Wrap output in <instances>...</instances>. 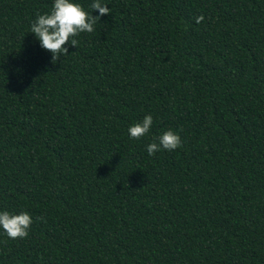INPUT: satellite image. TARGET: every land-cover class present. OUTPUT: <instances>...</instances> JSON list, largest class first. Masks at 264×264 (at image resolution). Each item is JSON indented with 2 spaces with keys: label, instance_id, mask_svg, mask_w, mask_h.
Wrapping results in <instances>:
<instances>
[{
  "label": "trees",
  "instance_id": "16d2710c",
  "mask_svg": "<svg viewBox=\"0 0 264 264\" xmlns=\"http://www.w3.org/2000/svg\"><path fill=\"white\" fill-rule=\"evenodd\" d=\"M53 2L0 0V264H264V0H102L55 64Z\"/></svg>",
  "mask_w": 264,
  "mask_h": 264
},
{
  "label": "clouds",
  "instance_id": "9594fccd",
  "mask_svg": "<svg viewBox=\"0 0 264 264\" xmlns=\"http://www.w3.org/2000/svg\"><path fill=\"white\" fill-rule=\"evenodd\" d=\"M91 8L98 10L99 15L93 16L74 0H54L50 13L37 14L36 19L31 23L30 33L35 35L42 49L51 53L53 64L60 61L62 56L68 55L66 45L77 47L78 40L75 37L81 33L94 32L100 17L110 14V9L102 0H94ZM203 19L202 15L197 17V23ZM152 125L153 117L146 115L141 122L129 127V138L140 140L148 135ZM180 147H182L181 136L173 130H167L158 138H153V142L147 145V152L152 156L161 150L174 151ZM32 224L33 218L26 211L20 214L0 212V228L11 239L26 238Z\"/></svg>",
  "mask_w": 264,
  "mask_h": 264
}]
</instances>
